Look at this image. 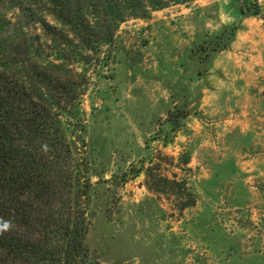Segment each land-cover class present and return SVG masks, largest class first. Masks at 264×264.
<instances>
[{
  "label": "rangeland",
  "instance_id": "rangeland-1",
  "mask_svg": "<svg viewBox=\"0 0 264 264\" xmlns=\"http://www.w3.org/2000/svg\"><path fill=\"white\" fill-rule=\"evenodd\" d=\"M258 2L257 17L242 15L243 0L169 4L125 20L111 44L76 57L59 59L34 24L2 38L15 75L37 64L79 104L62 130L66 168L90 184L87 264H264ZM69 180L54 177L57 206ZM188 193L194 205L180 210Z\"/></svg>",
  "mask_w": 264,
  "mask_h": 264
},
{
  "label": "trees",
  "instance_id": "trees-1",
  "mask_svg": "<svg viewBox=\"0 0 264 264\" xmlns=\"http://www.w3.org/2000/svg\"><path fill=\"white\" fill-rule=\"evenodd\" d=\"M188 1L0 0V264H87L89 227L90 184L66 168L72 155L62 130L64 117L79 118V104L68 83L37 64L29 71L21 65L23 76L15 75L18 65L5 53L6 34L34 24L59 59L76 57L111 44L125 20ZM243 1L242 15L261 16L258 0ZM12 9L17 11L13 21L7 16ZM60 173L68 174L70 189L57 206L53 181ZM188 195L180 210L194 205Z\"/></svg>",
  "mask_w": 264,
  "mask_h": 264
}]
</instances>
